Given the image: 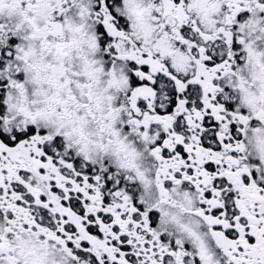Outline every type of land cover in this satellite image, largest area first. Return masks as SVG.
Returning a JSON list of instances; mask_svg holds the SVG:
<instances>
[{
  "label": "snow or ice",
  "instance_id": "snow-or-ice-1",
  "mask_svg": "<svg viewBox=\"0 0 264 264\" xmlns=\"http://www.w3.org/2000/svg\"><path fill=\"white\" fill-rule=\"evenodd\" d=\"M0 264H264V0H0Z\"/></svg>",
  "mask_w": 264,
  "mask_h": 264
}]
</instances>
